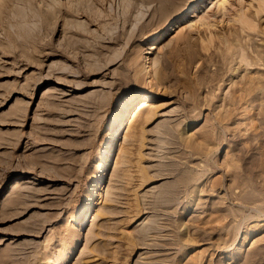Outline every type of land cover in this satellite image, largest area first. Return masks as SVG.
Returning a JSON list of instances; mask_svg holds the SVG:
<instances>
[{"label":"rangeland","instance_id":"rangeland-1","mask_svg":"<svg viewBox=\"0 0 264 264\" xmlns=\"http://www.w3.org/2000/svg\"><path fill=\"white\" fill-rule=\"evenodd\" d=\"M162 1L0 0V264H264V14Z\"/></svg>","mask_w":264,"mask_h":264},{"label":"bare ground","instance_id":"bare-ground-1","mask_svg":"<svg viewBox=\"0 0 264 264\" xmlns=\"http://www.w3.org/2000/svg\"><path fill=\"white\" fill-rule=\"evenodd\" d=\"M243 0H219L218 3H214V0H187L182 6L180 4H176V0H163L162 1V7L163 9L166 11H168L169 8H171V10L169 9V11L171 13H168L170 16H169V19L167 21H169L172 16H175V18H177V20L175 22H171V23H168L166 24V31L164 33V35H167L169 34L170 35V32L172 30H176L175 28L178 27V22L185 16L189 15L190 18L194 19V18H198V22H202L203 23H210V20L212 18V16L217 13V12H224L225 14H234L236 16V21L238 23H240V25L244 28H247V29H255L258 24H256V22H254L255 20L252 19L248 14L245 13V11L243 10L244 8V5L242 3ZM252 1H255V0H252ZM258 1V4H257V7H256V12H257V15L259 14H264V0H256ZM58 2V1H57ZM212 4L211 7H209V5ZM203 7V9H202ZM238 7H240V10L238 9ZM174 11V12H173ZM192 13V14H191ZM167 14V13H166ZM174 19V18H173ZM194 20H192L193 22ZM197 22V23H198ZM195 23V22H194ZM193 24V23H192ZM201 24V25H202ZM197 25V24H196ZM207 25V24H206ZM191 30H187V33L190 32ZM163 35V36H164ZM163 36H161L160 39L163 38ZM163 41V40H162ZM166 41V39H165ZM156 42V41H155ZM151 43V44H148L146 45L145 49H154V48H159L158 45H156V43ZM237 55L239 56V60H241L242 62H245L247 63L248 65L252 64L251 63V60H250V55L245 52L243 49L242 50H238L237 52ZM142 56H143V53H142ZM67 73V72H66ZM73 74V73H71ZM70 74V75H71ZM69 75V74H67ZM75 75V74H74ZM76 76V75H75ZM58 82V81H57ZM152 98H154V94L153 92H146V93H141V94H134V95H131L124 103H122V108L120 111H118L114 116H113V119H112V122L110 124V128L109 130L113 132V134L116 132V130L123 124V121H124V118L129 110V108L131 107L132 104L136 103L137 101L140 100V108H143L145 107L151 100ZM144 110L140 109L139 114H141ZM163 114V113H162ZM167 114V113H166ZM169 115V114H168ZM140 116H143V115H140ZM138 117V116H137ZM169 119V118H168ZM176 120V119H175ZM112 134V135H113ZM193 134V133H191ZM190 134V135H191ZM109 145V144H108ZM110 150L106 147L105 149H103L102 151V154H101V157H104L105 154H107ZM100 168H104L105 164L104 162H101L100 163ZM167 183V181L165 182ZM159 186V185H158ZM155 188V187H154ZM93 195V193H88L87 195V199L85 200L87 203L84 204L82 206V208L80 209L79 211V214H78V217L79 220L80 218L81 219H84L88 214L89 212L91 211V203L88 202L90 201L89 198H91ZM96 195V194H94ZM75 219V216L73 217ZM147 219H145L144 221L146 222ZM148 221V220H147ZM143 222V221H142ZM145 222H143L145 224ZM142 225V224H141ZM260 226V225H259ZM152 227V226H151ZM154 229V228H152ZM156 230V229H155ZM166 230V229H165ZM164 230V231H165ZM151 231V229H150ZM154 231V230H152ZM154 235V234H153ZM158 237V236H157ZM245 237V236H244ZM249 237V236H248ZM247 237V238H248ZM153 238V237H152ZM156 238V237H155ZM164 238V237H163ZM247 240V239H246ZM164 241V240H163ZM162 242H160L158 245H160ZM252 243V242H251ZM153 244V243H152ZM245 244V243H243ZM149 245V244H148ZM151 245V243H150ZM148 246V247H151V246ZM154 245V244H153ZM156 245V244H155ZM156 245V246H158ZM165 245V244H164ZM155 246V247H156ZM162 247H156L157 249V253L154 254L153 256H151V251H150V248H147V247H144L145 248V251L142 252L140 254V257L141 256H146V257H158V256H161V255H164V254H169L170 256V252H164L166 251L167 249H165L163 247V245H161ZM166 247V245H165ZM244 247V246H242ZM154 248V247H153ZM170 249V248H169ZM174 249V248H173ZM67 250V249H66ZM71 250V249H70ZM171 250V249H170ZM169 250V251H170ZM240 250V249H239ZM161 251H163L164 253H162ZM155 252V251H154ZM66 253V252H65ZM174 253V251L172 252ZM151 254V255H150ZM65 255V254H64ZM61 255H58V256H53V258H47L48 262H46L45 264H61L62 261L61 260ZM155 261V260H154ZM157 261V260H156ZM155 261V263H156ZM162 261V260H161Z\"/></svg>","mask_w":264,"mask_h":264}]
</instances>
